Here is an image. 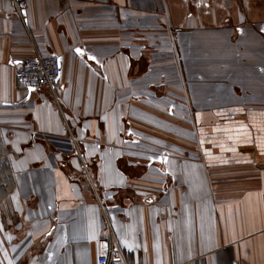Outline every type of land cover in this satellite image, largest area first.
<instances>
[{
	"label": "crops",
	"instance_id": "obj_1",
	"mask_svg": "<svg viewBox=\"0 0 264 264\" xmlns=\"http://www.w3.org/2000/svg\"><path fill=\"white\" fill-rule=\"evenodd\" d=\"M238 3L0 0V264H264V0ZM35 54L56 100L15 81Z\"/></svg>",
	"mask_w": 264,
	"mask_h": 264
},
{
	"label": "built area",
	"instance_id": "obj_2",
	"mask_svg": "<svg viewBox=\"0 0 264 264\" xmlns=\"http://www.w3.org/2000/svg\"><path fill=\"white\" fill-rule=\"evenodd\" d=\"M15 14L22 18L26 9V0H11ZM60 76V62L55 56L33 55L25 59L14 73L17 84L22 87L39 90L47 88L51 96L56 100L55 83ZM76 155L85 166L80 150L76 148ZM120 251L112 244L98 258V264H111L120 259Z\"/></svg>",
	"mask_w": 264,
	"mask_h": 264
},
{
	"label": "trees",
	"instance_id": "obj_3",
	"mask_svg": "<svg viewBox=\"0 0 264 264\" xmlns=\"http://www.w3.org/2000/svg\"><path fill=\"white\" fill-rule=\"evenodd\" d=\"M8 165L0 152V199L7 198L13 187V177Z\"/></svg>",
	"mask_w": 264,
	"mask_h": 264
},
{
	"label": "rangeland",
	"instance_id": "obj_4",
	"mask_svg": "<svg viewBox=\"0 0 264 264\" xmlns=\"http://www.w3.org/2000/svg\"><path fill=\"white\" fill-rule=\"evenodd\" d=\"M230 3H232L233 4V6H235V5H237V3H238V0H228ZM209 3H210V1H209ZM213 3V2H212ZM222 4V8H223V10H224V8H225V5H223L224 3H221ZM238 5H239V7L241 8V9H244V8H246V7H244V6H247V0H241V2H240V4L238 3ZM257 5H259L258 3H257ZM221 7V6H220ZM244 7V8H243ZM224 15V14H223ZM195 17H197L196 19H198L199 20V17L198 16H195ZM223 17V16H222ZM200 23H199V21H198V24H197V27L198 26H200L199 25ZM206 26V24L205 23H203V27H205ZM207 29V28H206ZM175 33H178V29H176L175 30ZM235 37V36H234ZM177 43V42H176ZM176 46V50H175V52H176V55H177V58L179 57V49H178V46H177V44L175 45ZM146 52V51H145ZM179 59H180V57H179Z\"/></svg>",
	"mask_w": 264,
	"mask_h": 264
}]
</instances>
